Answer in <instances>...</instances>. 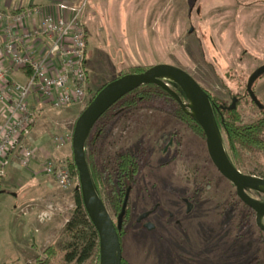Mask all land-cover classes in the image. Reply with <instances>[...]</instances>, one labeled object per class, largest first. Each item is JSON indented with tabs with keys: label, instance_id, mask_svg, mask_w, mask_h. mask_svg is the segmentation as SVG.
I'll return each mask as SVG.
<instances>
[{
	"label": "rangeland",
	"instance_id": "374dc122",
	"mask_svg": "<svg viewBox=\"0 0 264 264\" xmlns=\"http://www.w3.org/2000/svg\"><path fill=\"white\" fill-rule=\"evenodd\" d=\"M84 1L91 102L123 74L169 64L231 105L264 65V0L76 2ZM253 90L264 103V76ZM174 105L160 99L130 110L119 103L97 126L96 140L87 149L98 171L125 152L141 164L122 237L124 264H264V231L255 212L218 172L206 139L169 113ZM87 107L35 106V125L4 167L0 264H32L37 257L45 258L48 247L61 245L79 183L64 190L46 174V167L73 160L74 128ZM30 147L35 152L24 165L23 153ZM243 160L242 173L264 178L263 154L245 152ZM249 194L264 203V189ZM104 199L117 223L105 194ZM145 213L150 216L139 221ZM85 264H102L101 258L94 256Z\"/></svg>",
	"mask_w": 264,
	"mask_h": 264
},
{
	"label": "built area",
	"instance_id": "2783aa9c",
	"mask_svg": "<svg viewBox=\"0 0 264 264\" xmlns=\"http://www.w3.org/2000/svg\"><path fill=\"white\" fill-rule=\"evenodd\" d=\"M60 9V15L32 8L0 12V187L7 157L35 125L37 104L61 110L91 103L87 3ZM11 71L25 73L26 80H11ZM162 81L172 88L171 80ZM34 152L24 150V165ZM46 174L64 190L79 183L69 164L49 163Z\"/></svg>",
	"mask_w": 264,
	"mask_h": 264
},
{
	"label": "trees",
	"instance_id": "16d2710c",
	"mask_svg": "<svg viewBox=\"0 0 264 264\" xmlns=\"http://www.w3.org/2000/svg\"><path fill=\"white\" fill-rule=\"evenodd\" d=\"M143 72L145 70L137 68L134 72L123 74L120 77ZM172 91L173 94L154 83H150L127 95L119 103H123L126 109L132 110L152 100L166 99L167 102L170 101L175 104L170 106L169 113L196 135L205 138L200 124L187 107L190 101L184 89L178 84H174ZM208 94L212 103L216 126L221 136L224 135L226 138L223 141L228 157L232 164L241 171L245 152L264 155V103L260 100L258 103L255 102L247 89L244 95H237L233 98L237 100L234 109L231 108L232 104L227 105L221 99L213 97L209 92ZM119 103L95 125L86 144V155L87 149L96 140L95 129ZM242 105L248 110L241 108ZM87 159L95 188L106 204L105 194L113 213L118 217V221L128 198L122 227L118 229L122 244L124 229L131 216L130 201L140 173V161L135 155L125 152L119 154L116 159H111L103 171H98L95 164L91 163L88 155ZM69 166L74 174L78 175L73 160ZM75 205L76 208L65 226L61 245L48 247L44 251L45 258L37 257L32 264H85L94 256L98 257L100 261L99 235L83 205L80 187L75 191Z\"/></svg>",
	"mask_w": 264,
	"mask_h": 264
},
{
	"label": "water",
	"instance_id": "95a60500",
	"mask_svg": "<svg viewBox=\"0 0 264 264\" xmlns=\"http://www.w3.org/2000/svg\"><path fill=\"white\" fill-rule=\"evenodd\" d=\"M263 76L264 65L255 70L247 84L248 93L257 103L259 99L255 95L253 86ZM164 79L171 80L172 84H178L186 92L190 101L187 107L192 111L193 116L197 119L204 132L212 163L218 172L235 186L237 196L241 202L255 212L257 226L264 231L262 223V219L264 218V203L254 199L249 194L250 191L261 192L264 189V178L246 175L238 170L230 161L223 138L215 123L208 92L187 71L173 65L161 64L143 73L125 75L106 84L80 115L74 128L72 141L73 161L78 172L83 205L99 235L102 264H123V248L118 229L122 227L128 198L125 201L122 214L116 225L93 182L86 155L88 138L95 125L110 109L124 97L142 86L154 83L173 94L172 88L162 81ZM236 105L237 100H234L231 108L234 109ZM190 211L191 205L188 207V212ZM149 216V213H145L140 217L139 221H144ZM147 228L153 230L154 226L148 224Z\"/></svg>",
	"mask_w": 264,
	"mask_h": 264
},
{
	"label": "crops",
	"instance_id": "0c3cea01",
	"mask_svg": "<svg viewBox=\"0 0 264 264\" xmlns=\"http://www.w3.org/2000/svg\"><path fill=\"white\" fill-rule=\"evenodd\" d=\"M77 0H0V12H14L21 9H40L45 13L60 15L61 6L77 7ZM1 54V45H0ZM10 79L17 82H24L26 75L23 72H10ZM1 121V120H0ZM5 161V167L8 163ZM15 171V170H14ZM6 195L1 193L0 196ZM15 196V195H14ZM39 231V230H38Z\"/></svg>",
	"mask_w": 264,
	"mask_h": 264
}]
</instances>
